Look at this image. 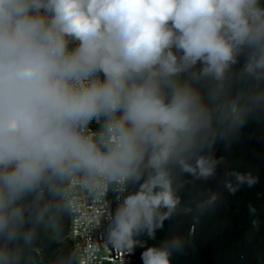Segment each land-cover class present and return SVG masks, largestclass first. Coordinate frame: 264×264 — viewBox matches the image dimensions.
Wrapping results in <instances>:
<instances>
[{
  "label": "clouds",
  "instance_id": "obj_1",
  "mask_svg": "<svg viewBox=\"0 0 264 264\" xmlns=\"http://www.w3.org/2000/svg\"><path fill=\"white\" fill-rule=\"evenodd\" d=\"M242 53L244 73L264 76L260 0H0V264H18L9 245L29 243L32 228L57 225L68 210L57 183L77 174L139 185L116 210L115 248L131 253L134 236H154L179 204L174 169L214 175L217 161L204 154L214 123H243L239 97L213 110L179 77L222 82ZM101 116L102 132L85 134ZM230 175L233 193L256 183ZM28 196L38 207L26 218ZM179 247H149L141 260L170 264Z\"/></svg>",
  "mask_w": 264,
  "mask_h": 264
},
{
  "label": "water",
  "instance_id": "obj_2",
  "mask_svg": "<svg viewBox=\"0 0 264 264\" xmlns=\"http://www.w3.org/2000/svg\"><path fill=\"white\" fill-rule=\"evenodd\" d=\"M260 5L264 7V0ZM246 55L237 58L222 82L192 79L191 73L179 77L190 80L204 104L213 110L239 97L243 123L226 128L214 123L216 134L209 138L204 152L217 161L214 175L204 179L174 169L179 204L155 229L154 236L147 231L134 236L132 264H143L141 254L147 248L168 247L174 239L180 241V247L170 248V264H264V100L255 99L264 95V76L256 79L244 73ZM200 67L198 64L192 71L199 73ZM222 132L226 133L223 139ZM232 172L250 174L256 183L240 184L233 193L225 186V181L237 186ZM68 182L69 178L57 183L62 192L60 203L68 209L59 213L57 225L32 228L25 224L22 231L32 228L34 233L30 242L18 239L9 245L19 249L18 264H77V249L69 236L72 212L65 199ZM126 185V196L139 187L131 181ZM44 199L51 197L45 193ZM22 203L29 210L26 218L38 207L32 196ZM4 243L0 239V246Z\"/></svg>",
  "mask_w": 264,
  "mask_h": 264
},
{
  "label": "built area",
  "instance_id": "obj_3",
  "mask_svg": "<svg viewBox=\"0 0 264 264\" xmlns=\"http://www.w3.org/2000/svg\"><path fill=\"white\" fill-rule=\"evenodd\" d=\"M76 46L75 42L69 43L70 50ZM100 79L103 80L102 74ZM105 120L106 117L101 116L91 121L85 134L91 132L98 136ZM126 193V181L91 179L83 174L69 177L65 199L72 212L69 236L77 249V264H132L133 251L117 249L109 239L116 210Z\"/></svg>",
  "mask_w": 264,
  "mask_h": 264
}]
</instances>
